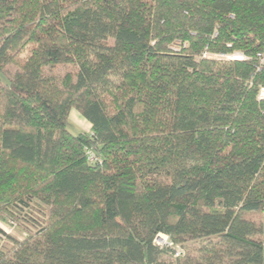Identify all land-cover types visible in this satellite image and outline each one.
<instances>
[{"label":"trees","instance_id":"16d2710c","mask_svg":"<svg viewBox=\"0 0 264 264\" xmlns=\"http://www.w3.org/2000/svg\"><path fill=\"white\" fill-rule=\"evenodd\" d=\"M0 264H264V0H0Z\"/></svg>","mask_w":264,"mask_h":264},{"label":"rangeland","instance_id":"374dc122","mask_svg":"<svg viewBox=\"0 0 264 264\" xmlns=\"http://www.w3.org/2000/svg\"><path fill=\"white\" fill-rule=\"evenodd\" d=\"M72 66L65 65L60 66L56 71L57 75H62L65 72L72 70ZM17 73V68L14 65H9L7 67V72L5 77H13ZM69 130L73 134H79L80 132H89L91 130V123L76 109L71 110L70 113V124ZM23 233L22 230L16 227L12 234ZM184 250H186L184 248Z\"/></svg>","mask_w":264,"mask_h":264},{"label":"built area","instance_id":"2783aa9c","mask_svg":"<svg viewBox=\"0 0 264 264\" xmlns=\"http://www.w3.org/2000/svg\"><path fill=\"white\" fill-rule=\"evenodd\" d=\"M172 48L175 49V50H179L180 47H179L178 44H175V45H172ZM93 158H94L93 155L91 154V152H89V159L92 160ZM2 226H3V228L5 230H8V231H11L12 230L8 224L2 225ZM167 241H168V238L167 237L159 236L157 238V242L160 243V244L167 243Z\"/></svg>","mask_w":264,"mask_h":264}]
</instances>
